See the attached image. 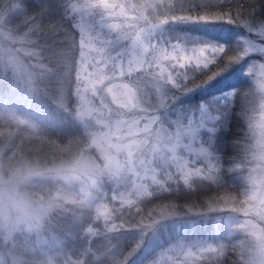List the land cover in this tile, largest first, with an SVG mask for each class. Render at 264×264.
<instances>
[{
    "label": "trees",
    "instance_id": "1",
    "mask_svg": "<svg viewBox=\"0 0 264 264\" xmlns=\"http://www.w3.org/2000/svg\"><path fill=\"white\" fill-rule=\"evenodd\" d=\"M71 2L75 3L76 0ZM239 2L246 7L255 5L256 16L253 19L264 17V0ZM16 4L20 5V13L8 19L12 29L27 34L29 41L35 39L36 44H29L36 50H39L38 46H43L46 55L52 54L50 60L58 71L56 78L49 80L45 78L46 68L45 74L38 77L39 86L31 94L18 90L0 72V134L4 132L12 136L9 143L0 144L4 148L3 161H9V158L15 161L25 154L39 156L41 161H52L50 153L60 154L68 143L84 149L96 161H103L91 142V131L99 129L98 125L89 119L79 120L77 116L81 106L78 92L83 85L81 46L75 44L80 38L79 28L76 27L79 15L70 10L69 0H0V12L13 11ZM66 10V14L73 18L71 21L63 19ZM36 23L42 25L41 29L29 31ZM50 24H59V31L55 34L50 31ZM188 24L169 20L162 29L152 34L151 40L158 46L180 44L187 50L223 46L231 52L241 48L236 33L212 31L197 24ZM231 27H236L242 34V26L231 24ZM249 58L232 64L212 79L208 77L216 70L215 65L206 72L194 74L186 85L189 91L166 89L168 95L173 97L166 110L174 108L186 116L190 112L197 115L205 107L208 112L220 115V120L216 122L218 130L211 136L210 145L207 131L201 132V144L205 147L208 145L214 156L219 158L221 184L234 197L237 192L251 191L247 179L249 165L243 168L236 166L238 161L233 145L243 126L242 110L248 99L247 94L256 88L253 76L247 72ZM251 58L264 61L261 55ZM41 61L45 65L49 63V59ZM219 62L222 64L223 60ZM233 69H238L235 76L231 74ZM226 74L231 78L225 79ZM87 95L94 106L102 108L97 96ZM229 98L227 105L220 103ZM166 110L159 111V115L164 117ZM197 165L203 167L202 163ZM34 180L32 185H40L43 194L67 188L65 182L51 177ZM97 180L89 196L76 188L72 202L57 200V206L48 213L42 224L40 235L33 232L19 238L22 251L31 254L33 264H123V261L124 264H140V249L136 250L140 245L139 235H136V209L147 211L162 204L176 205L177 212L184 217V223H180L176 235H172L142 264H172L170 254L206 244L210 245V249L202 255L209 264H233L234 249L241 236L234 230L236 224L227 219L231 212L216 210L194 214L187 213L183 207L188 203L204 204L217 194V185L195 176L192 180L198 188L189 191L184 180L177 175L171 180L162 178L164 184H152L148 193L126 202L122 194L130 191V186L121 185L115 175L108 173ZM188 219H192V225L187 223ZM188 264L199 262L190 258Z\"/></svg>",
    "mask_w": 264,
    "mask_h": 264
},
{
    "label": "rangeland",
    "instance_id": "2",
    "mask_svg": "<svg viewBox=\"0 0 264 264\" xmlns=\"http://www.w3.org/2000/svg\"><path fill=\"white\" fill-rule=\"evenodd\" d=\"M18 4L20 3L18 2ZM18 4L14 5L13 11L0 12V53H2L0 57L7 60L8 55L15 53L19 58L31 61L32 65L43 63L35 57H24L22 49L35 48L29 44L28 35H25V33L20 34L16 29H12L8 20L13 14L20 13V5ZM80 23H83L87 28V34L95 38L99 29L94 20L85 16L82 21L80 18L78 24ZM192 24H197L198 27L201 26L212 31L220 30L225 33H236L238 34L237 37L241 48L245 46V42L254 47H264V37L259 36L257 31H248L243 28L244 30L242 29V34L240 35V30L236 27L233 29L231 24L227 22L190 23L188 25ZM261 24H264V17L252 19L253 28H258ZM162 26L163 24L154 33L162 29ZM106 38L111 39L112 37L106 34ZM97 46H99V42H97ZM122 48L123 45L115 44L109 50L110 54L116 55ZM184 48L187 50L186 47ZM81 51L84 52L80 62L83 85L78 92L81 106H79L77 116L79 120L89 119L98 125L99 129L91 131L93 138L91 142L92 146H95L98 150L103 161H96L88 152L73 143H68L60 154L58 152L55 154L50 153L52 161H41L39 156L34 154L21 156L26 162H30L37 171L42 173V175L34 177L27 186L31 192L39 193L45 198L41 203L35 205L33 209L37 218V226L34 230V232H37L36 235H40L42 224H44L48 213L57 206V200L72 202L76 188L78 192L89 196L90 190L98 181L97 179L105 173L115 175L121 185L130 186L131 190L123 193L122 197L126 202H131L134 197L148 193L149 186L152 184H164V182H161L163 181L162 178L171 180L179 175L184 181L186 179L192 180L196 176L193 166L195 165L196 168L202 167V165H197L198 160H203V153L200 152V149L205 147L201 144L200 135L202 131L207 130L204 126L197 128L195 121L202 115L209 113L205 107H202L197 115H194V112H190L186 116L179 114L174 108H170L166 110L165 116L161 117L159 115L160 112L156 108L141 103L134 98L129 100L128 96L109 91L97 94L83 78L85 66L90 63V49L87 46H81ZM260 55L264 57V54L259 52H253L247 56L250 57L247 60L250 61L247 72L254 65L264 63V61L251 58ZM45 69L37 67L33 71L39 77L45 74ZM231 72L232 76H235L238 69H233ZM224 78L229 79L231 75L226 74ZM261 79L258 75L254 77L257 91H259V81ZM146 91L149 92V102H156L155 90L146 89ZM87 93H90L91 96H97L102 108L94 106ZM11 137V135L3 132L0 134V144L9 143ZM3 149L0 145V164H7L9 161H3L2 159ZM259 158L264 159V156H259ZM48 169H51V171ZM250 169L251 165H249L247 170L250 190L253 189V186L259 190L261 188V180L257 178L259 174H252V179H249ZM44 177L61 180L65 182L67 188L43 194L42 187L40 185H32V182H35V178ZM252 180H256L257 183L254 185ZM262 207L264 205L260 201L255 202L254 205L248 204L246 213L244 209L241 210L239 208V205H235V210H233L232 205L224 207L221 204L218 206L217 211L231 212L228 216L226 215L227 219L236 224L234 225V230L242 238L241 229L252 230L258 236L260 235L259 226L254 220L242 223V218L248 215L264 218V211H260ZM229 216L230 218H228ZM183 219V215L177 212L174 216L158 220L147 231H142L139 228L136 230V235H139L140 241V245L136 249H140V264L152 256L156 250H159L165 241H169L168 239L172 235L178 233L180 223H184ZM187 223L192 225V219H188ZM190 248L192 247L190 246L187 249Z\"/></svg>",
    "mask_w": 264,
    "mask_h": 264
},
{
    "label": "snow or ice",
    "instance_id": "3",
    "mask_svg": "<svg viewBox=\"0 0 264 264\" xmlns=\"http://www.w3.org/2000/svg\"><path fill=\"white\" fill-rule=\"evenodd\" d=\"M69 8L80 16L81 21L85 16L92 18L99 29L93 38L87 34L83 23L76 25L81 35L75 44L90 49V63L86 64L83 77L87 84L97 94L106 91L119 93L128 96L129 100L134 98L158 111L166 110L173 99L166 89L189 91L190 88L186 85L196 73L206 72L215 65L216 70L208 77L212 79L253 52L264 54V47H254L247 42L243 48L229 52L223 46H203L191 50H186L180 44L162 47L151 40L154 31L169 20L187 23L227 22L242 26L248 31H257L259 36L264 37V24L258 28H253L252 25V19L256 16L255 5L246 7L239 0H76L75 3L69 0ZM41 27V24L36 23L29 31L39 30ZM59 27V24L49 26L54 34L59 31ZM106 34L112 38H106ZM115 44H121L123 48L116 55H112L109 50ZM22 51L34 52L35 49L27 48ZM80 55L83 57L84 52L81 51ZM221 59L222 64L219 62ZM7 64L16 72L27 73L31 78V73L15 53L8 55ZM38 67L43 69L46 65L41 64ZM249 73L253 78L257 75L261 77L259 86L264 88V63L254 65L249 69ZM146 89L155 90L156 102H149V92ZM229 102L230 98L220 103L227 105ZM219 120L220 115L209 112L195 121L197 128L206 127L209 133L208 145L211 143V136L218 130L216 122ZM208 145L200 149L203 160L197 161L198 164L202 163L203 167L196 168L194 165L193 168L197 177H203L217 185V194L203 205L185 204L183 207L187 213L214 212L221 204L224 207L232 205L235 210L237 204L236 197L221 184L219 158L214 156ZM252 182L254 185L257 183L256 180ZM183 183L189 191L198 188L194 180L186 179ZM257 201L264 205V187L259 190L253 187L246 194L244 203L254 205ZM244 211L247 213L246 208ZM260 211H264V207ZM136 212L138 218L135 226L147 231L158 220L176 215L177 207L162 204L147 211L137 208ZM208 249L210 245L182 249L169 257L172 264H188L190 258L199 264H209L202 255Z\"/></svg>",
    "mask_w": 264,
    "mask_h": 264
},
{
    "label": "clouds",
    "instance_id": "4",
    "mask_svg": "<svg viewBox=\"0 0 264 264\" xmlns=\"http://www.w3.org/2000/svg\"><path fill=\"white\" fill-rule=\"evenodd\" d=\"M66 12L67 10L63 19L71 21L73 18ZM30 43L36 44L37 41L33 39ZM38 47L39 50L34 52L24 51V57L31 56L37 60L49 59L45 78L55 79L58 68L50 60L52 54L46 55L44 47ZM19 59L31 73V78L27 73L16 72L2 57H0V72L9 78L16 88L31 94L39 86L38 76L33 70L43 63L32 65L31 61ZM247 96L248 99L242 110L243 126L239 130L240 135L233 141L235 157L238 161L236 166L243 168L245 165H251L248 178L258 173L257 178L264 181V159L259 158L264 156V88L259 86V91L255 88ZM40 175L42 173L22 157L15 161L9 158L7 164H0V264H33L31 254L22 251L19 238L32 234L37 226L33 209L45 198L39 193L31 192L27 186L34 177ZM261 187H264V183ZM247 193L248 191H243L236 194V205H239L241 210L248 206L244 203ZM248 220L255 221L259 226L260 235L252 230L241 229L242 238L234 249L233 264H264V218L248 215L242 218V223Z\"/></svg>",
    "mask_w": 264,
    "mask_h": 264
}]
</instances>
